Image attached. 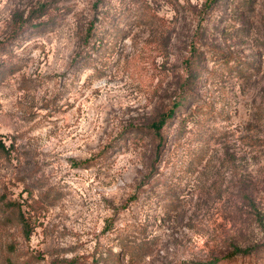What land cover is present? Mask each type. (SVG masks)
I'll list each match as a JSON object with an SVG mask.
<instances>
[{"label":"rangeland","instance_id":"obj_1","mask_svg":"<svg viewBox=\"0 0 264 264\" xmlns=\"http://www.w3.org/2000/svg\"><path fill=\"white\" fill-rule=\"evenodd\" d=\"M212 257L264 264V0H0V264Z\"/></svg>","mask_w":264,"mask_h":264},{"label":"trees","instance_id":"obj_2","mask_svg":"<svg viewBox=\"0 0 264 264\" xmlns=\"http://www.w3.org/2000/svg\"><path fill=\"white\" fill-rule=\"evenodd\" d=\"M211 1H214V0H211ZM181 105H182V102L175 103V104H174V107L172 108L173 111H170V112L167 114V115H170V117H166L167 115H166V116L164 115L161 119H159L158 121H156V122H154V123L152 124V126L154 127V129L156 130L157 133L160 134V130H161L162 126L167 122V120H168L169 118L172 117L174 111H175L179 106H181ZM255 251H256V250H255V248H253V247L240 248V247L235 246L232 255H233V254H234V255H235V254L251 255V254H253ZM230 258H232V257L230 256L229 259H230ZM229 259H228V260H229ZM224 260H227V259H225V258H219V257H212V258H210V259H208V260H203V261H201L200 264H217V263H220V262H222V261H224Z\"/></svg>","mask_w":264,"mask_h":264}]
</instances>
